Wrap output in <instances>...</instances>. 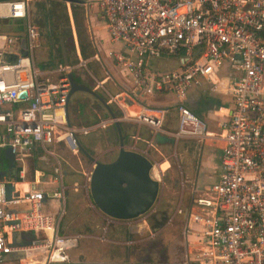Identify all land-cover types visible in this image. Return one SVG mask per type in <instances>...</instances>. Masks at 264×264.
Returning a JSON list of instances; mask_svg holds the SVG:
<instances>
[{"label":"built area","instance_id":"obj_1","mask_svg":"<svg viewBox=\"0 0 264 264\" xmlns=\"http://www.w3.org/2000/svg\"><path fill=\"white\" fill-rule=\"evenodd\" d=\"M28 1L0 0V21L22 22V30H0V147L10 148L13 161L21 167L37 149L50 155L48 147L54 142L64 141L74 149L72 133L90 130L75 129L67 122L70 68L60 64L52 79L34 65L39 29L29 18ZM94 2L110 40L121 44L113 60L137 89L120 93L137 104L129 117L136 123L176 139L213 138L207 121L184 101L192 88L225 80L231 108L228 118L217 125L216 137L222 142L218 178L193 198L187 212L188 220L198 226L194 261L264 264V0ZM168 55L179 58L178 69L153 68L152 61ZM139 92L174 93V133L163 129L169 108L139 104ZM118 96L109 94V101L122 108ZM146 143L152 145L151 140ZM60 170L59 164L53 167L56 179ZM45 197L32 189L9 199L6 184L0 181V264L12 252L29 257L13 264H73L68 250L78 237L59 234L60 216L42 212ZM8 204L29 208L12 211ZM18 231L45 236L13 243L10 234ZM38 255L42 259L34 258Z\"/></svg>","mask_w":264,"mask_h":264},{"label":"crops","instance_id":"obj_2","mask_svg":"<svg viewBox=\"0 0 264 264\" xmlns=\"http://www.w3.org/2000/svg\"><path fill=\"white\" fill-rule=\"evenodd\" d=\"M61 1L66 3L67 15H68L66 18L70 19V24L72 29L71 50H72L73 58L71 59L69 57L70 51L67 52V44L65 40L60 39L63 41V45L65 49L64 53L61 51V53L63 54V59L57 63V66L54 69L46 70L44 71V73L48 74L49 76H53L54 74L52 72H54V70L60 64L67 65L70 68V66L75 67V66H79L80 64L85 65L86 61H91L93 63L92 64L93 68L98 72L97 76L90 73L92 77L95 79L96 83L99 84L100 86L109 84L113 90L115 89L114 86L117 87V93L112 94L108 92L107 94L108 96L109 94L110 95L119 94L118 101L120 102V104H122V108L118 107L120 109L119 114L115 111L113 112L115 113L116 116H118L117 119L119 120L121 130L124 136L125 148L134 149L144 153L153 163V167L150 170V175L151 177L157 179L159 175L160 176L163 175V170L168 171V166L163 170L161 168L165 163L168 162L167 159L164 160L162 159L158 161L155 160V158L149 152L151 150V147H154L155 150L163 148L164 147L163 145L168 146V144L172 139H174V141L182 140L186 142L185 144L183 143L184 145H183L182 153L183 155H185V160H184L185 170L187 173L188 181L192 183V191H189L190 195L188 196V199L186 196H184L185 191H183V193L180 194L177 201L175 200L174 202H170V203L165 201L161 196H158L155 204L147 213L134 219L118 220V219L110 218L105 214H103L94 204L92 205L93 202L89 194V188L87 189L86 187L89 182V176H90L89 171L91 170H87V171H84L82 169L76 170L75 167L66 160L67 159L66 157L68 156L77 157L76 156L77 151L80 153L82 152L77 149H72L68 145V143L64 141H60V142H54L51 145H49L50 147L49 150L51 152V154L49 155L50 158H47L46 155L42 154L40 149H37L31 156L25 159V162L22 167L13 161V158H11L10 152L8 151V147H0V181H3L6 185L7 184L13 185V191L10 193V196L8 198L11 199L16 195H23L28 190H32V189L40 190L46 195L42 204V212L49 215H55V213H51V211L52 209L56 210L58 207H60V201H62L64 197L63 190L66 188L70 191L71 195H73L72 197L73 201L71 202L70 210L74 213L78 212L77 214H80L78 216L79 219L77 221H79L80 224L85 225L87 220L91 218L94 221V225L93 227L91 226L88 232L86 233L85 232L84 233L79 232L76 234L63 233L61 235H73V236H77L78 239L92 236L91 237L92 239L97 240L100 237V235H98L97 232L98 230H96L98 229V226L97 224L95 225V223L97 221L98 222L103 221V223L104 221H106L107 223L110 222L115 224L117 228L121 229L122 234L121 236L111 235L107 239L101 235V239L104 240L106 239V241L112 244V246H117L119 248V252H121L122 254L124 253L123 245L133 242L132 240L135 238L133 234L137 232L139 229V228L137 229V226L148 227L150 232V237L152 239L157 238L156 240H158L156 243V248L154 247L153 251L151 252V256L147 255L146 261L145 260L140 261L138 258L137 260L133 261L132 258H135L137 256L135 254L128 256L127 260H126V255L124 260H120V258L118 257L110 256L108 257V259H106L108 260L107 262L104 260L96 259L92 255L94 259H92L91 261L89 260L85 261L84 258L80 259L76 257L75 254H72L70 252V250L77 245L76 243L74 247L68 250L70 260L73 264H143L145 262H148L150 264H196V262L194 261V254L195 251L197 250L196 248L198 247V244L196 243L197 237L194 233L196 229H198V226L192 223L190 220H188L187 212L189 211L193 198L199 194L205 193L207 189L213 183H215L218 178L222 142L220 139H218V137H216L217 133L219 132L217 125L219 121L226 120L228 118V112L230 111L231 108L230 96L224 92L225 80H221L220 82H217L214 86L204 83V85L200 87L192 88L188 93L189 98L185 99V101H187L190 98H192L193 96L192 97L190 96L192 94L195 95L198 90L206 89L210 95L217 96L223 100L224 104L222 106L211 109H204V108L197 109L198 116L200 118L205 119L209 124L210 132L214 135L213 138H207L203 142H198L193 139H176L172 134H168L165 132H153L152 129H150L148 126L144 124H138L129 118L130 113L136 111L137 104H131L129 100L126 99L123 96V94L121 95L120 93L126 90L135 93L137 89L135 88L132 77L128 75L124 70L120 69L113 60L112 54L120 49L121 44L110 40L106 25L98 16L97 5L95 2H93L94 0L93 1L79 0L78 2L76 1L72 2L66 0H61ZM69 4L73 6L76 5L83 6L85 8V13H84V16L86 18L85 29L93 49L87 50V48L84 47L82 43L85 41V39L82 38V40L77 41L78 34L77 32L75 33L74 24H73V18H74L73 15L76 14H74L75 12L72 13ZM92 7H94L93 10ZM29 18H30V13H29ZM13 22L14 23H12L13 24L12 30L14 29L22 30L21 21H17V22L13 21ZM77 43H79L80 46L79 45L77 46ZM171 60L174 61L176 60L177 64H173L172 67L171 65L167 67L166 65H163L164 62L169 63ZM70 62H72L73 64H71ZM152 64L154 69L163 72L167 70L178 69L180 67V60L176 55H168L167 57H164L162 59H157L152 61ZM164 94L165 93L154 94V95H141V93L139 92L137 93L136 97L138 99L139 104L146 103L149 104L150 106L164 107L165 105L169 104L167 102L162 101L161 98ZM169 109H172L171 111H173V114L167 117L169 119V121L167 122L170 124L167 125V128L164 130L169 133H174L177 127V117H176L177 115H176V111L173 109V105H171ZM93 117L94 120L90 124L86 122L87 125L85 126H82L83 124L82 125L71 124V126L75 129H80L82 127L84 128L86 127L90 129L88 133H83L78 130H76L75 133L76 137L77 134L79 133L81 134V136L79 138L77 137V139L90 155H93L94 150L96 149L94 145L95 143H98V141L93 139L94 138L93 136L95 135L93 130L99 128L100 125L102 126V123L105 124L104 122H101L102 121L101 119H98L99 116H97L96 113H94ZM95 119L97 120L95 121ZM78 123H80V120H78ZM172 123H176L175 126L172 127ZM114 130L116 133L117 145L107 149V152L110 153L111 159L107 161L101 160L103 162H108L113 160L118 154V137L115 127ZM147 140L148 141L151 140L152 145L149 146L146 143ZM191 142H194L200 146L201 144L204 143L203 144L204 147H202V150H199L197 166L193 165V160H195L196 157L194 156L193 158V156L190 155L191 151L187 146V144ZM199 149H201V147ZM56 164H59L61 169L60 170L61 173L58 179H56L58 174H55L53 172V167ZM12 171L15 172L17 177L16 178L11 177L9 179L7 177V174ZM52 172L54 173V175L52 174ZM54 192H61L62 196L56 197L53 195ZM7 207L12 211H14L15 209L27 210L29 208L27 204H19V205L8 204ZM179 210H181V213L179 212ZM58 215L61 217V214ZM151 217L154 218L155 224L150 227L148 226L149 223L148 220ZM104 228L105 227H103V229ZM44 236L45 233L35 234V233L23 232V231L13 232L10 234V238L13 243L29 241L34 237L42 238ZM85 245L86 244H83L84 249H85ZM157 245L161 249H163L162 255L159 254V251L157 250ZM101 246H103V244ZM94 250L92 252H94ZM78 253H83L84 256L85 255L91 256L89 251H86L85 254V252L79 250ZM101 257L104 258L103 256ZM5 259H6L5 264H13L15 261L19 259H25L26 261H28L29 257L25 258V255L22 252L21 253L12 252L8 254L5 257ZM35 259H39V258H35Z\"/></svg>","mask_w":264,"mask_h":264},{"label":"rangeland","instance_id":"obj_3","mask_svg":"<svg viewBox=\"0 0 264 264\" xmlns=\"http://www.w3.org/2000/svg\"><path fill=\"white\" fill-rule=\"evenodd\" d=\"M93 1V0H92ZM94 2V1H93ZM29 13L30 19L39 28V39L35 41L34 48H33V62L35 67H37L40 71L44 72L46 70L54 69L57 66V63L63 59V54L61 53V43L60 39H64L67 44V52H69V57L72 59V29L70 24V19L68 20L66 17L67 15V5L61 0H29ZM70 5V10L72 13L76 14L73 15V24L75 33L77 32V41L85 39L82 43L87 50L93 49L88 34L85 29L86 25V18L84 16L85 8L83 6H73ZM94 7H92L93 10ZM14 20H7V21H0V30L2 31H11L12 30V23ZM69 21V22H68ZM79 37V39H78ZM80 46L77 43V46ZM171 59V58H170ZM84 60V59H83ZM82 62V61H81ZM73 64L72 62H70ZM91 61H86V64H80L79 66L72 67L70 66V74L72 75L74 81L80 85L88 86L94 89L97 94L101 95L111 106L113 111L119 114L120 109L119 106L115 102H110L108 92L109 93H117V87L114 86V90L111 88L109 84H105L104 86H100L96 83L95 79L92 77V74L95 76L98 75L97 70H95L92 66ZM173 64H177V61L171 60L169 63L164 62L163 65L169 66ZM52 79H55L54 75L50 76ZM115 91V92H114ZM194 96L192 94L190 97ZM189 98V95L186 97ZM162 101L167 102L169 104L165 106H170L175 103L177 100L176 96L172 92L165 93L162 96ZM185 102V101H184ZM164 106V107H165ZM169 107V108H170ZM68 110H69V118L70 122L73 125H82L85 126L90 124L94 120V113H96L98 119H101V122H104V126H99L96 130H93L95 135L93 136L94 140L98 141L95 143L94 147L96 148L93 153V157L97 158L98 160H110L111 156L110 153L107 152V149L110 147H114L117 145L116 133L113 127V123L111 118L109 117L106 109L104 106L99 102V100L94 97L92 94L86 91H76L73 93L68 102ZM79 110V112H78ZM169 113L167 117L173 114L172 109H169ZM177 115V113H176ZM118 118V116H116ZM166 117L165 122L163 124V129L167 128L169 119ZM177 117V116H176ZM175 117V119H176ZM80 120V123H78ZM97 119H95L96 121ZM173 120V119H172ZM87 122V123H86ZM99 122V123H101ZM98 123V124H99ZM176 123H172V127L175 126ZM92 133V132H91ZM81 134H77L79 138ZM186 143L182 140L174 141L172 139L168 146L163 145V148L155 150L154 147H151L149 151L151 155L155 158V160H164L167 159L168 163L163 165V169L168 166V171H164L163 175L160 176L158 179L161 183V188L159 190L158 196H161L167 202H174L177 201L180 194L184 192V196L187 197L190 195L189 191H192V183L187 179V173L185 170V155H183V145ZM206 143V142H205ZM204 144V143H203ZM203 144L197 145L194 142L187 144L188 148L191 151V156L196 157L193 160V165H198V155L199 150H202ZM201 147V149H199ZM50 149V147H49ZM194 152V154H193ZM77 157H66L67 161L71 163L76 170H92L94 164L86 158L82 153H76ZM47 158H50L49 155H46ZM55 166V165H54ZM91 171H89V174ZM54 175V173L52 172ZM65 182V181H64ZM88 189V185L86 186ZM64 197L63 200L60 201V207L56 210L52 209L51 213H55V215L61 214L59 219V233L60 234H76V233H86L90 229V227L94 225V221L89 218L85 225L80 224L77 221L80 214L78 212L74 213L71 209V202L73 201V195H71L68 189H64ZM187 191V193H186ZM186 193V194H185ZM185 197V198H186ZM89 203V201H88ZM93 205V203H92ZM161 217V216H160ZM150 220V221H149ZM148 226H153L155 224V220L153 217L149 218ZM98 226V235H100V239L97 240L92 239L91 237L87 238H79L77 245L70 250L72 254H75L76 257L80 259H85V261H91L92 259L96 258L99 260L108 261V257H118L120 260H124L126 255V260L128 256L133 254L137 255L135 258H132L133 261L137 260V258L141 261L147 258V255L151 256V252L153 251L154 247L156 248V243L158 240L157 238H151L149 228L146 226L139 227L137 226L138 231L133 234L135 237L131 242L128 244H124V255L119 252V248L117 246H112L108 241H106L109 236H121L122 232L121 229L117 228L113 223H107L106 221L96 222L95 225ZM142 224V223H141ZM103 227H105L103 229ZM103 230V231H102ZM101 235L106 238L101 239ZM97 242V243H96ZM103 246H101L102 244ZM85 245V249L84 246ZM94 246V248H93ZM87 247V248H86ZM95 249V250H94ZM83 251L86 254V251H89L91 256H87L83 253H78V251ZM94 250V252H92ZM157 250L159 254L162 255L163 249H161L157 245ZM92 253V254H91ZM83 254V255H81ZM94 256V258L92 257ZM146 255V256H145ZM103 256L104 258H102ZM34 258L41 259L42 256H37ZM148 263V262H145ZM144 264V263H143Z\"/></svg>","mask_w":264,"mask_h":264},{"label":"water","instance_id":"obj_4","mask_svg":"<svg viewBox=\"0 0 264 264\" xmlns=\"http://www.w3.org/2000/svg\"><path fill=\"white\" fill-rule=\"evenodd\" d=\"M76 1L79 0H66ZM23 46L25 41H22ZM62 52H65L63 41L60 40ZM70 88L66 97L67 122L69 120L68 102L73 93L82 90L94 95L107 109L112 123L117 131L118 154L108 162H103L90 155L81 145L76 135L72 133L75 141L74 149L81 151L94 164L88 182L89 194L93 204L106 216L118 220H130L147 213L155 204L161 183L151 177L150 170L153 167L151 160L142 152L128 149L124 146V136L119 120L111 109L109 103L88 86L76 83L68 73ZM11 158L13 155L8 148ZM7 177L16 178L15 172H9ZM13 185H6V195L10 196ZM150 264V263H144Z\"/></svg>","mask_w":264,"mask_h":264},{"label":"trees","instance_id":"obj_5","mask_svg":"<svg viewBox=\"0 0 264 264\" xmlns=\"http://www.w3.org/2000/svg\"><path fill=\"white\" fill-rule=\"evenodd\" d=\"M223 104L224 102L221 98L210 95L206 89L198 90L192 98L185 101V105L197 115L198 108L211 109L222 106Z\"/></svg>","mask_w":264,"mask_h":264},{"label":"bare ground","instance_id":"obj_6","mask_svg":"<svg viewBox=\"0 0 264 264\" xmlns=\"http://www.w3.org/2000/svg\"><path fill=\"white\" fill-rule=\"evenodd\" d=\"M161 168L163 169V166H162ZM12 235H13V234H12ZM21 238H22V236H21ZM21 238H20V239H21Z\"/></svg>","mask_w":264,"mask_h":264}]
</instances>
